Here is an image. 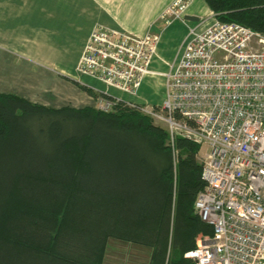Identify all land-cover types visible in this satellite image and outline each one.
<instances>
[{"label": "trees", "instance_id": "16d2710c", "mask_svg": "<svg viewBox=\"0 0 264 264\" xmlns=\"http://www.w3.org/2000/svg\"><path fill=\"white\" fill-rule=\"evenodd\" d=\"M205 2L264 34V0ZM168 142L124 101L105 113L0 93V264H104L110 240L151 249L150 264H193L184 255L213 234L195 212L201 146L178 138L176 163Z\"/></svg>", "mask_w": 264, "mask_h": 264}, {"label": "built area", "instance_id": "2783aa9c", "mask_svg": "<svg viewBox=\"0 0 264 264\" xmlns=\"http://www.w3.org/2000/svg\"><path fill=\"white\" fill-rule=\"evenodd\" d=\"M192 3L175 0L162 15L167 25L188 29L179 62L164 74L163 103L124 102L164 127L176 163L178 138L208 148L195 212L213 234L200 235L184 257L193 264H264V34L216 17L205 28L192 24L185 19ZM159 39L96 24L76 72L137 96L154 74ZM114 100L100 97L97 109L114 111L123 101Z\"/></svg>", "mask_w": 264, "mask_h": 264}, {"label": "crops", "instance_id": "0c3cea01", "mask_svg": "<svg viewBox=\"0 0 264 264\" xmlns=\"http://www.w3.org/2000/svg\"><path fill=\"white\" fill-rule=\"evenodd\" d=\"M174 1L0 0V93L54 109H97L100 94L144 106L159 105L166 92L163 79L145 77L137 96H130L79 75L76 66L94 25L100 23L140 36L158 34V56L150 69L154 74L168 72L179 62L188 34L181 22L165 25L160 20ZM196 1L187 15L200 18L192 24H201V17L213 12L206 2L209 10L196 7Z\"/></svg>", "mask_w": 264, "mask_h": 264}, {"label": "rangeland", "instance_id": "374dc122", "mask_svg": "<svg viewBox=\"0 0 264 264\" xmlns=\"http://www.w3.org/2000/svg\"><path fill=\"white\" fill-rule=\"evenodd\" d=\"M196 7H199L202 10L204 8H207V6L205 5V0H197L196 1ZM162 15H163V13H162ZM162 15L160 16V20H162ZM214 17H216L215 14L213 13V15H212L210 13V16L201 17V20H202V22H206V21L209 22V20H211V19L214 20L215 19ZM162 22L165 23V20H162ZM210 23H212V22H210ZM97 24H100V23H97ZM165 25H166V23H165ZM197 25H199V24H197ZM209 25L210 24H206L204 26V28L209 26ZM141 36H143V35H141ZM157 36H159V35L157 34ZM88 39H89V37H88ZM88 39H87V41H88ZM83 51H84V49H83ZM83 51H82V53H83ZM157 56H158V51H157L156 57ZM168 72H166V73H168ZM166 73L148 74L147 76L150 79H163L165 82L164 86L166 88V77L164 76V74H166ZM113 88H115V87H113ZM159 95H160L159 92L155 91V97L158 98ZM166 95H167V91L165 92V98H166ZM165 98L163 99V101L165 100ZM163 101L159 105H161L163 103ZM159 105H154V106H159ZM154 124H156V123L154 122ZM156 125L164 128L160 124H156ZM200 146H201V150L198 154V160L200 163H202L203 158L208 153V148L206 145H200ZM151 253H152L151 249L146 248V247H141V246H136L133 244L123 243V242H120L118 240H110L108 245H107V248H106L104 264H150Z\"/></svg>", "mask_w": 264, "mask_h": 264}, {"label": "water", "instance_id": "95a60500", "mask_svg": "<svg viewBox=\"0 0 264 264\" xmlns=\"http://www.w3.org/2000/svg\"><path fill=\"white\" fill-rule=\"evenodd\" d=\"M185 19L189 22H199L200 21V18H197V17H193V16H190V15H186L185 16Z\"/></svg>", "mask_w": 264, "mask_h": 264}]
</instances>
